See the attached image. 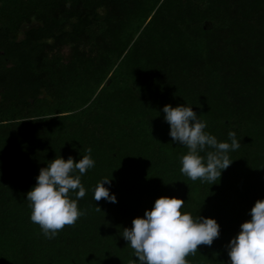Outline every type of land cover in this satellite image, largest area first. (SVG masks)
I'll list each match as a JSON object with an SVG mask.
<instances>
[{"label": "trees", "instance_id": "1", "mask_svg": "<svg viewBox=\"0 0 264 264\" xmlns=\"http://www.w3.org/2000/svg\"><path fill=\"white\" fill-rule=\"evenodd\" d=\"M169 104L218 142L236 133L216 183L181 173ZM85 155V214L47 238L26 194L50 161ZM105 178L116 203L94 200ZM161 197L220 225L189 264H230L264 200V0H0V264H139L122 233Z\"/></svg>", "mask_w": 264, "mask_h": 264}, {"label": "clouds", "instance_id": "2", "mask_svg": "<svg viewBox=\"0 0 264 264\" xmlns=\"http://www.w3.org/2000/svg\"><path fill=\"white\" fill-rule=\"evenodd\" d=\"M163 112L173 141L188 149L181 157V173L192 181L211 184L219 181L222 172L233 162L229 151L240 147L236 133L229 132L230 144L218 142L215 136L205 132L206 123L198 119L191 107L174 108L169 104ZM87 151L91 153L90 148ZM94 166L91 156L85 155L79 162L72 157L67 160L59 157L41 168L37 184L26 194V199L31 208V222L39 225L47 238L55 237L66 226H74L85 214L77 203L86 195L81 176ZM77 171L79 175L74 176ZM111 181L112 178H105L98 183L95 201L117 202V197L105 187ZM70 192H76L75 200L69 197ZM184 204L180 198H158L144 217L135 218L131 228H124L122 237L129 242L139 264H189L187 257L195 255L200 245L211 246L219 237L220 225L215 219L193 218L182 212ZM250 215L251 220L242 223L239 234L227 245L230 264H264V200L255 203Z\"/></svg>", "mask_w": 264, "mask_h": 264}, {"label": "rangeland", "instance_id": "3", "mask_svg": "<svg viewBox=\"0 0 264 264\" xmlns=\"http://www.w3.org/2000/svg\"><path fill=\"white\" fill-rule=\"evenodd\" d=\"M28 27H29V26H27V25H24V26H23V29H25V28H28Z\"/></svg>", "mask_w": 264, "mask_h": 264}]
</instances>
